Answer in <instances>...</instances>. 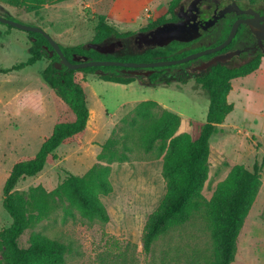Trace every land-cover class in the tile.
I'll return each instance as SVG.
<instances>
[{
    "label": "rangeland",
    "instance_id": "374dc122",
    "mask_svg": "<svg viewBox=\"0 0 264 264\" xmlns=\"http://www.w3.org/2000/svg\"><path fill=\"white\" fill-rule=\"evenodd\" d=\"M172 0H68L44 5L30 11L23 3L15 6L0 0V15L43 28L56 42L68 47L93 43L100 16L120 33L135 37L148 26L166 16ZM192 0H183L188 6ZM236 1L262 5V0H222L221 6ZM179 9V8H178ZM178 9L176 11H178ZM131 39V38H130ZM117 40L111 38L109 41ZM131 44V43H130ZM132 45V44H131ZM48 48L28 32L0 23V230L9 227L11 218L3 208V187L15 162L36 155L50 135L57 114L50 88L52 64ZM35 51L45 57L34 66L12 70L26 62ZM131 49L115 55H136ZM101 71L87 75L90 118L85 142L70 144L57 150L59 159L40 174L19 182L18 191L43 186L56 189L68 176H83L95 164L104 143L114 134L122 138L132 110L143 101H155L181 117L178 134L189 133L198 138L206 122L209 100L205 92L187 77L168 81L139 76L131 84L104 81ZM152 76V75H151ZM228 102L234 105L219 132L210 141L209 178L203 195L210 200L220 182L236 166L253 170L260 167L262 186L249 212L239 237L238 252L233 264H264V56L259 68L244 78L231 82ZM161 112V111H159ZM130 145V161L112 165L113 193L102 197L111 220L105 224L88 221L78 212L64 217L62 208L40 222L29 223L19 238L22 248L30 246L36 233L47 235L66 245L65 264H206L213 260L214 242L207 223L196 214L182 226L160 237L151 251L143 249L142 235L149 215L156 210L166 194L162 176L163 160L157 150L146 153L138 138ZM0 260L10 264L4 242L0 243Z\"/></svg>",
    "mask_w": 264,
    "mask_h": 264
},
{
    "label": "trees",
    "instance_id": "16d2710c",
    "mask_svg": "<svg viewBox=\"0 0 264 264\" xmlns=\"http://www.w3.org/2000/svg\"><path fill=\"white\" fill-rule=\"evenodd\" d=\"M13 6L23 3L30 11H36L44 5L68 0H9ZM183 0H172L166 16L151 23L147 29H153L175 18V12ZM264 2V0H262ZM6 18L14 19L11 16ZM14 28L13 26H9ZM146 30V29H145ZM40 39L48 50L47 57L52 64L46 69L50 74V88L56 109L57 121L52 133L44 138L36 155L19 158L3 187V208L11 218L9 227L0 230V243L4 242L10 264H65L67 247L62 242L47 235L36 233L28 248L19 245L29 223H40L48 219L53 212L62 208L64 217H75V213L88 221L109 223L110 214L102 197L113 193L111 182L112 165L130 161L133 151L130 142L136 137L139 147L146 153L157 150L163 160L162 176L166 184V194L160 205L153 211L144 227L143 249L149 253L154 243L171 229L182 226L200 214L208 225L214 242L213 260L206 264H233L238 252L239 237L262 186L260 167L255 164L253 170L243 166L234 167L227 178L220 182L210 200L205 199L203 189L209 178L210 141L219 132L218 127L225 123L233 112L234 105L228 102L232 90V80L244 78L255 72L260 65L261 55L253 61L235 68L223 65L213 67L209 72L198 75L194 82L207 95L209 106L206 122L198 138L189 133L178 134L181 117L169 110H162L155 101H143L132 110L128 129L122 138L110 137L102 146L95 164L83 176L68 174L65 180L53 191L39 185L28 191L16 190L19 182L40 174L47 166L59 159L57 150L65 145L81 146L90 118L87 94V75L101 71L100 78L107 82L131 84L138 77L119 74L121 67H91L71 70L67 67L55 68L59 60L57 53L51 55L52 47L39 33L28 32ZM133 33H120L99 17L95 27L93 43H105L111 38L122 39ZM61 45V44H60ZM61 48L69 59L74 55L87 56L91 60H115L121 62H154L160 60L181 59L191 51L171 56V52L157 49L148 50L134 56L115 58L87 50L84 45ZM179 49H181L179 47ZM178 49V50H179ZM199 50V49H198ZM45 57L40 51L12 70L34 66ZM161 73L150 76L158 82ZM187 75L179 74L178 80L185 84ZM164 81V80H163ZM168 81V80H165ZM161 111V112H159ZM0 264H4L0 260Z\"/></svg>",
    "mask_w": 264,
    "mask_h": 264
},
{
    "label": "flooded vegetation",
    "instance_id": "af4514ba",
    "mask_svg": "<svg viewBox=\"0 0 264 264\" xmlns=\"http://www.w3.org/2000/svg\"><path fill=\"white\" fill-rule=\"evenodd\" d=\"M193 1L194 0H192L188 6L180 4L178 11L175 12V18L169 19L166 23L184 21L188 25L196 24L200 27L201 35L199 38L190 42H180L174 40L162 47L152 46L147 42L145 34H149L154 29H156L158 27L157 26L153 29H146L145 31L138 33L135 37H125L122 39L109 41L108 44L122 41V46H117L114 53L110 56L115 58L125 57L127 55L117 56L115 54L119 51L131 49L133 45L137 50L142 51V53L148 50L161 49L171 52V56H176L183 52L192 50L190 53L184 56L187 57L191 54L211 49L224 43L228 39L229 34L237 21H241V24L235 38L228 46L223 48L221 51L198 57L194 60L185 62L184 64L159 68L158 72L161 73L160 79L168 80L172 77L179 76V74H185L188 77L195 78L198 75L209 72L217 65L235 68L247 64L257 57L264 55V39L260 40L258 36L252 31V27L248 23L243 22L245 20L254 19L256 16L251 13H241V11L253 10L259 15V18L264 17V3L260 6L249 3L241 7V5H239L236 1L228 2L221 6L222 0H201L194 7L196 10H194L192 13L187 12ZM234 4H236L240 10L237 11L235 8H233L230 12L219 16L221 11L226 8L233 7ZM182 7H184V10L181 11ZM194 14L197 15L195 20ZM179 47L181 49H179ZM172 60L178 59L173 58ZM117 72L119 74L133 76L129 72H124L123 69H119Z\"/></svg>",
    "mask_w": 264,
    "mask_h": 264
},
{
    "label": "water",
    "instance_id": "95a60500",
    "mask_svg": "<svg viewBox=\"0 0 264 264\" xmlns=\"http://www.w3.org/2000/svg\"><path fill=\"white\" fill-rule=\"evenodd\" d=\"M201 0H194L190 7L188 8L187 12H193L196 10L194 7L200 2ZM233 8H235L237 11L240 10L236 4L233 5V7L226 8L223 11L220 12L219 16L224 15L227 12H230ZM184 10V7H182L181 11ZM198 10V8H197ZM199 11V10H198ZM241 13H251L256 16L254 19L245 20L243 22L248 23L252 27V31L258 36V38L264 39V17L259 18V15L255 13L253 10L250 11H241ZM196 14H194V20L196 18ZM0 23L13 26L16 29H20L25 32H31V33H39L43 35L47 41L50 43L52 50H50L51 55H54L55 53L58 54L59 60L55 62V68L62 69L64 67H67L71 70H79V69H86L91 67H121L124 72H129L133 76H146L150 77L151 75L158 72L159 68H166L171 67L174 65L184 64L185 62H188L190 60H194L198 57H202L208 54H212L218 51H221L223 48L228 46L232 40L235 38L239 26L241 24V21H237L235 25L233 26L228 39L222 43L221 45L200 51L198 53L191 54L187 57H184L182 59L178 60H160V61H154V62H121V61H115V60H105V61H96L91 60L87 56H77L74 55L71 59L66 57L64 54L61 45L56 42L43 28L38 26H32L27 25L23 23H19L13 19L6 18L0 15ZM210 24V23H209ZM201 35L200 33V27L196 24L188 25L184 21H177V22H169L164 25L158 26L156 29H154L149 34H145V37L147 38V42L152 46H158L162 47L169 42H172L174 40L180 41V42H190L197 38H199ZM122 46V41L113 42L111 44L108 43H89L86 45L87 50H94L102 55H111L114 53L116 47Z\"/></svg>",
    "mask_w": 264,
    "mask_h": 264
},
{
    "label": "crops",
    "instance_id": "0c3cea01",
    "mask_svg": "<svg viewBox=\"0 0 264 264\" xmlns=\"http://www.w3.org/2000/svg\"><path fill=\"white\" fill-rule=\"evenodd\" d=\"M88 127H89V125L87 126V131H88ZM87 131H86V134H85V137H84V142L86 140Z\"/></svg>",
    "mask_w": 264,
    "mask_h": 264
}]
</instances>
